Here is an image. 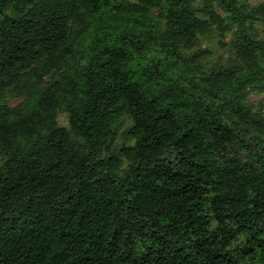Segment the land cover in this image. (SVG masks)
Listing matches in <instances>:
<instances>
[{
	"label": "trees",
	"instance_id": "16d2710c",
	"mask_svg": "<svg viewBox=\"0 0 264 264\" xmlns=\"http://www.w3.org/2000/svg\"><path fill=\"white\" fill-rule=\"evenodd\" d=\"M206 1L225 66L195 0H0V264H264V5Z\"/></svg>",
	"mask_w": 264,
	"mask_h": 264
},
{
	"label": "rangeland",
	"instance_id": "374dc122",
	"mask_svg": "<svg viewBox=\"0 0 264 264\" xmlns=\"http://www.w3.org/2000/svg\"><path fill=\"white\" fill-rule=\"evenodd\" d=\"M203 13L202 18L209 21L210 31L204 35H201L199 46L195 50L203 49L207 50V53L202 57L198 58L199 63L206 67H212L213 65H227L230 61L234 60L233 53L228 44L229 40L233 38V27L229 25L226 19V13L216 4L207 2L206 0H195ZM240 5H245L249 9L264 5V0H238ZM253 31L259 38H264V18L257 16V19L252 24ZM51 75L48 74L46 79H50ZM24 97L15 99L0 98V106L8 105L14 106L17 103L23 101ZM247 100L255 108L262 107L264 112V91L257 92L254 90H248ZM59 126L69 127V115L67 111L60 110L58 112L57 119ZM132 124L131 118L122 116L119 119L117 126V133L114 142L112 143V149L118 148L124 144H131L126 137V130ZM111 151L106 152L110 154Z\"/></svg>",
	"mask_w": 264,
	"mask_h": 264
}]
</instances>
